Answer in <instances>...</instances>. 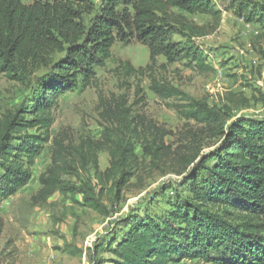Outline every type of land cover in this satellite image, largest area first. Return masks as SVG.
<instances>
[{
    "label": "trees",
    "instance_id": "16d2710c",
    "mask_svg": "<svg viewBox=\"0 0 264 264\" xmlns=\"http://www.w3.org/2000/svg\"><path fill=\"white\" fill-rule=\"evenodd\" d=\"M175 8L210 15L212 21L198 25L176 14ZM227 10L264 26V0H233L225 9L217 8L213 0H99L98 6L95 0H0V73L24 83L28 68L52 66L38 80L39 90L25 113L0 119V204L32 180L37 158L53 139L52 112L59 98L93 83L96 66L112 58L118 38L136 39L148 47L149 62L139 68L122 62L125 75L147 76L156 95L180 100L175 106L180 116L198 125L217 146L199 160L201 150L176 158L166 142L171 131L122 110L93 146L77 148L74 162L65 160L62 149L53 150L35 199L47 201L61 191L79 202L76 196L81 195L84 205L103 213L100 196L105 190L119 195L152 168L166 173L169 164L170 171L184 165L190 170L183 178L190 194L176 189L170 208L160 215L147 208L142 214L126 215L117 229L95 243L94 253H108L110 260L93 263L171 264L197 259L207 264H264V121L235 115L233 92L228 98L231 104L211 105L154 72L160 56L169 64L186 61L188 67L214 71L207 55L189 42L216 31ZM175 35L186 42L175 40ZM55 53L64 57L54 62ZM138 144L142 156L136 151ZM100 151L110 156L104 170ZM89 167L92 178L82 180L80 172ZM70 169L80 184L63 178Z\"/></svg>",
    "mask_w": 264,
    "mask_h": 264
},
{
    "label": "rangeland",
    "instance_id": "374dc122",
    "mask_svg": "<svg viewBox=\"0 0 264 264\" xmlns=\"http://www.w3.org/2000/svg\"><path fill=\"white\" fill-rule=\"evenodd\" d=\"M232 1L213 0V3L217 8L225 9ZM95 2L98 6L99 0ZM174 12L201 26L212 21L206 14H189L179 8ZM174 39L186 42L178 35ZM189 43L207 55V62L214 71L188 67L186 61L169 64L160 56L154 66L157 77L211 105L231 104L228 98L233 92L236 94L235 115L264 121V26L248 23L227 10L216 31L193 37ZM63 57L64 53H55L52 59L57 62ZM149 57L146 45L136 39L118 38L112 58L104 65L96 66L93 83L86 88L78 86L59 98L52 112L53 139L37 158L32 180L0 204V264H94L100 258L110 260L108 253L96 255L94 247L110 230L117 229L119 220L132 212L142 214L146 208L154 215L163 214L170 208L176 189L183 195L190 194L189 186L183 183L190 170L180 165L176 167L177 171H170L172 165L169 164L166 173L157 168L144 172L141 180L134 179L119 195L105 190L100 196L106 208L103 213L84 205L81 195L76 196L79 202L61 191L47 201L35 199L41 187L40 176L52 164L53 150L62 149L65 160L74 162L78 158L77 148L93 146L101 138L104 127L115 121L122 110L144 116L171 131L166 142L172 146L176 158L179 154L189 155L201 150L199 160L217 146L216 140L207 138L198 125L180 116L175 107L180 100L156 95L150 89L151 81L147 76L125 75L122 62L129 61L139 68L148 64ZM51 67L28 68L24 83L0 73V119L9 113H25L34 93L39 90L38 80L48 75ZM25 103L26 108L22 110ZM136 151L142 156L139 144ZM98 157L104 170L109 166L110 156L108 152L100 151ZM182 169L185 172L178 174ZM70 170L72 172L64 174L63 178L78 184L81 179L92 178L94 173L89 167L80 172V179L73 169ZM168 186L174 187L166 191ZM171 264L207 263L187 259Z\"/></svg>",
    "mask_w": 264,
    "mask_h": 264
}]
</instances>
